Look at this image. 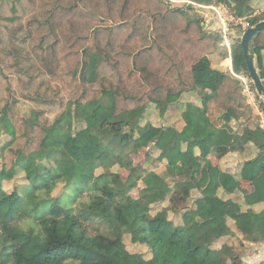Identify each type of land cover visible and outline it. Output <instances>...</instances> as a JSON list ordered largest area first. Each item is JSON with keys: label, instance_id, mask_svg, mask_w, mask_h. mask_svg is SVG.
Segmentation results:
<instances>
[{"label": "trees", "instance_id": "trees-1", "mask_svg": "<svg viewBox=\"0 0 264 264\" xmlns=\"http://www.w3.org/2000/svg\"><path fill=\"white\" fill-rule=\"evenodd\" d=\"M15 1L10 17L0 8V34L4 27L10 43L4 50L29 77L19 79L22 85H32L35 69L48 75L53 90L20 97L63 110L50 124L42 121L45 110L33 109L24 124L28 135L41 129L39 142L34 147L32 137L8 167L5 153L18 138L12 114L21 99L10 91L0 109V130L11 138L0 150V264H242L234 247L215 244L238 235L241 246L264 241V128L243 83L213 65L211 57L225 51L223 38L206 29L197 6L226 4L256 26L264 21V10L253 15L260 0ZM18 7L30 15L26 21ZM231 39L233 70L251 80L242 36ZM250 53L264 84V30L251 40ZM23 61L37 65L22 67ZM4 65L0 56L2 74ZM198 92L201 106L183 109L181 130L141 126L150 106L181 109L183 95ZM151 145L148 159L159 151L166 174L130 160L134 149ZM251 147L255 155L238 170L223 167L225 157ZM195 190L201 196L190 208ZM128 242L145 247L149 257L131 253Z\"/></svg>", "mask_w": 264, "mask_h": 264}, {"label": "rangeland", "instance_id": "rangeland-1", "mask_svg": "<svg viewBox=\"0 0 264 264\" xmlns=\"http://www.w3.org/2000/svg\"><path fill=\"white\" fill-rule=\"evenodd\" d=\"M180 1V0H178ZM183 1V2H182ZM264 1V0H260ZM15 0H0V8L3 6V15L6 17H10L13 12H12V7L15 5ZM190 2V1H189ZM187 0H181V2L178 5H188L190 4ZM183 3V4H182ZM185 3V4H184ZM25 8L28 9V4L24 3ZM210 6H197L199 11L207 16L208 21H211V23L214 25V31H217L219 34L222 33V26L218 22V16L214 10H210ZM230 9V8H229ZM23 10V9H22ZM21 10L20 7H18V15L21 16L23 21H26L30 15H26L25 13ZM219 10V9H218ZM264 10V5L262 4H256L254 5V13L253 15L259 14ZM231 11V9H230ZM233 14V12L231 11ZM8 26H14L17 24H11L9 22L5 23ZM239 28V27H237ZM3 32L0 34V37L4 39V43L0 48L2 49V52L0 53V56L3 58V60L6 62V65L2 67L3 72L5 73H0V109L4 108L5 105L9 102L10 100V91H14L17 94V97L21 99V102L16 106L14 109V114H12V121L14 122V126L16 128L17 132V140L13 144V146L8 149L5 153L6 157V163L8 164V167H11L13 165L14 158L16 157V153L20 149L27 148L28 145L31 143V138H38L36 143L34 144V147H36L37 142H39V137L41 136L40 130L33 135H28L26 132V127H25V122L29 121L32 117V111L33 109H40V110H45V115L42 117V121L48 120L50 124L53 123V121L58 117V115L62 112V108L60 105L53 106V107H46V106H38L34 103L31 102H26L25 100H22L20 97L21 93H31L35 94L36 92H39L42 95H53V90L48 91L47 90V81L49 80L48 75L38 73L35 69H32V72L34 76H36L35 80L33 81L32 85H29L25 87L19 82V79L22 78L23 81L28 82L29 77L25 74L19 73L17 69L13 66V62L15 60V55H10V53L7 50H4V48L10 49V43L8 42V32L7 30L3 27ZM233 37L234 36H241V33L239 34V31H235L234 33L232 32ZM225 51L222 49L219 51L218 54H216L214 57H211L213 60V65L220 67L221 70H224L221 68V61L222 62V67H227L230 65V61H225L226 59H222L225 57ZM31 64L37 65L35 61L32 63L23 61L22 62V67H27ZM242 78L246 79V83L250 86L251 89L253 82L247 77L240 75ZM239 76V77H240ZM238 79V78H236ZM241 83H243L240 79H238ZM244 84V83H243ZM254 85V84H253ZM58 86L56 84H52V88H57ZM256 91V90H255ZM257 92V91H256ZM60 96L64 97L66 101H68V93L61 91ZM245 93V92H244ZM254 93V92H253ZM255 94V93H254ZM246 95V94H245ZM258 93L255 94V97H247L248 102L252 105L254 114L257 117V121L261 123L262 127L264 128V115L260 112L259 107H258ZM201 95L198 93L194 94H185L182 99H181V109H178L177 107H170V109L164 113L158 110L155 106H150V108L147 110V112L144 114L143 119L141 120V126H144L146 124H152L154 126H173L176 127L177 129L181 130L184 125V119H183V109H185L188 105H194V106H201ZM262 100L264 98L261 97ZM164 113V114H163ZM234 127L237 126L235 122H233ZM83 125L78 126L77 129L83 128ZM130 130V128H129ZM80 131V130H79ZM9 141H11V138L8 134L5 133L3 129L0 130V150L2 147H4ZM35 149V148H33ZM152 149V145L149 148H136L130 153V160L134 163V166L140 167V169L152 171V170H157L161 174H166V165L167 163L165 161H158V158L160 156V152L156 150L151 151V158L148 159L147 153ZM256 151L254 148H249L248 151L246 152L245 155H240V154H230L229 156L225 157L222 161V165L224 168H229L230 171H236L238 168L241 166L242 162L250 157L254 156ZM215 164H219L216 160H213ZM2 166V161L0 159V168ZM112 172L116 173L119 172V169L115 168L112 170ZM103 173L101 170L97 172V174ZM122 178L126 181L131 180V176L129 175L128 172L122 171ZM16 183H21L20 180L16 181ZM13 183H10L7 185L8 189H12ZM244 190L248 189L246 187H243ZM200 197V192L195 190L192 193V198L190 201V208H195V201ZM168 206V203L162 204L160 207L155 208L154 213L159 210L161 207H166ZM175 223H180V217H174ZM193 218L192 216L188 219L189 222H192ZM241 241L240 238L238 239L229 237L225 238L218 243L215 244L216 248H222L224 245H229L234 247L235 254L241 257V254H244V251L246 249V246L243 244L241 246ZM127 248L128 250L133 253V254H142L145 257H149L148 251L146 250L145 247L131 244L130 242L127 243ZM255 262L254 264H264V260ZM249 264V263H247ZM252 264V263H251Z\"/></svg>", "mask_w": 264, "mask_h": 264}, {"label": "built area", "instance_id": "built-area-1", "mask_svg": "<svg viewBox=\"0 0 264 264\" xmlns=\"http://www.w3.org/2000/svg\"><path fill=\"white\" fill-rule=\"evenodd\" d=\"M176 2V1H173ZM189 2V1H188ZM210 10H214L218 16V22L222 26V33L220 34L223 38V41L221 43V47L225 49L227 52V58L226 60L230 59V61L233 62L232 59V39L231 36L233 32V28L235 27H242L243 31L241 32V36L244 35V33L254 26H251L249 22H247L245 19L237 18L234 14L231 13L229 7L226 4L217 5L214 4L209 7ZM219 9V10H218ZM205 25L206 29L213 30L214 26L211 23V21H208L207 16L205 15ZM225 60V61H226ZM230 73L235 77L240 79L244 84V92L248 97H255L256 91L251 89L250 86L246 83V79L242 78L240 75L236 74L232 68V66H229ZM240 76V77H239ZM255 94H254V93Z\"/></svg>", "mask_w": 264, "mask_h": 264}, {"label": "water", "instance_id": "water-1", "mask_svg": "<svg viewBox=\"0 0 264 264\" xmlns=\"http://www.w3.org/2000/svg\"><path fill=\"white\" fill-rule=\"evenodd\" d=\"M263 30H264V21L252 28H249L242 36V46L244 49L249 75L258 95H260L262 98H264V84L257 71L253 56L250 53V42L259 32Z\"/></svg>", "mask_w": 264, "mask_h": 264}, {"label": "crops", "instance_id": "crops-1", "mask_svg": "<svg viewBox=\"0 0 264 264\" xmlns=\"http://www.w3.org/2000/svg\"><path fill=\"white\" fill-rule=\"evenodd\" d=\"M260 3L264 5V1L263 2L260 1ZM228 60L230 61V59H228ZM228 60H226V61H228ZM223 64L221 63V68H223V69L225 68V69L222 70V71L225 72V73H230L229 66H232V68H233V62L230 61V65L227 66V67H222ZM240 186H241L242 189H243V187H246L248 189V191L245 190L246 192H250L252 190L251 187L247 183L242 182L240 184ZM200 196H201V194H200ZM228 223H229V226L233 230H235V222L232 221V220H229ZM238 237L241 239L242 236L241 235H238ZM243 244L246 246V249L245 250L242 249V251H244V254H241V257H240L241 260H242V264H247V263L254 264L255 262H258L260 260H262V261L264 260V241L259 242V243H254V244L253 243L244 242Z\"/></svg>", "mask_w": 264, "mask_h": 264}]
</instances>
